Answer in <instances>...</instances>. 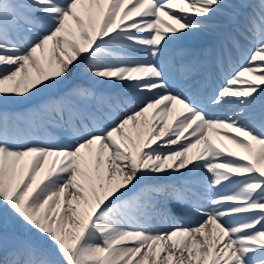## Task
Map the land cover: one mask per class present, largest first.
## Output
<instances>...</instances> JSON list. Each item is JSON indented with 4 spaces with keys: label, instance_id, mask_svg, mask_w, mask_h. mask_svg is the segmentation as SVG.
<instances>
[{
    "label": "snow or ice",
    "instance_id": "1",
    "mask_svg": "<svg viewBox=\"0 0 264 264\" xmlns=\"http://www.w3.org/2000/svg\"><path fill=\"white\" fill-rule=\"evenodd\" d=\"M0 264H264V0H0Z\"/></svg>",
    "mask_w": 264,
    "mask_h": 264
}]
</instances>
